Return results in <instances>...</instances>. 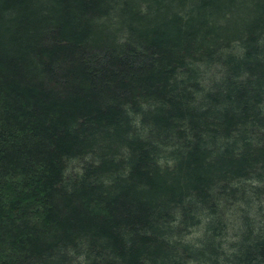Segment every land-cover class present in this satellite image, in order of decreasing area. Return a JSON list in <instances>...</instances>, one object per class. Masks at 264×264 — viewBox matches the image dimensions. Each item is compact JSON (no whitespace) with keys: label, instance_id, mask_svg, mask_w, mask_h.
<instances>
[{"label":"trees","instance_id":"1","mask_svg":"<svg viewBox=\"0 0 264 264\" xmlns=\"http://www.w3.org/2000/svg\"><path fill=\"white\" fill-rule=\"evenodd\" d=\"M0 264H264V0H0Z\"/></svg>","mask_w":264,"mask_h":264}]
</instances>
